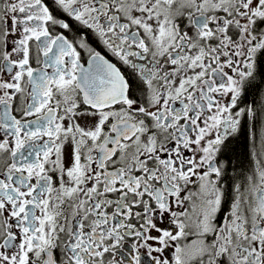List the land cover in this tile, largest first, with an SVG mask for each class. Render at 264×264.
I'll use <instances>...</instances> for the list:
<instances>
[{
  "label": "snow or ice",
  "instance_id": "1",
  "mask_svg": "<svg viewBox=\"0 0 264 264\" xmlns=\"http://www.w3.org/2000/svg\"><path fill=\"white\" fill-rule=\"evenodd\" d=\"M0 264H264V0H0Z\"/></svg>",
  "mask_w": 264,
  "mask_h": 264
},
{
  "label": "flooded vegetation",
  "instance_id": "2",
  "mask_svg": "<svg viewBox=\"0 0 264 264\" xmlns=\"http://www.w3.org/2000/svg\"><path fill=\"white\" fill-rule=\"evenodd\" d=\"M245 144H246V140H245V138L242 136V137H240V140H239V152L241 153V154H243L244 153V151H245ZM243 158V157H242Z\"/></svg>",
  "mask_w": 264,
  "mask_h": 264
}]
</instances>
